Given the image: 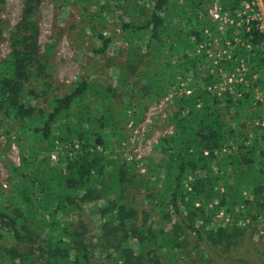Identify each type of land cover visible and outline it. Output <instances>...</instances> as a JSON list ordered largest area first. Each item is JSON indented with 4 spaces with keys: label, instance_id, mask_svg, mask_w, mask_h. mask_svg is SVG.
Wrapping results in <instances>:
<instances>
[{
    "label": "trees",
    "instance_id": "trees-1",
    "mask_svg": "<svg viewBox=\"0 0 264 264\" xmlns=\"http://www.w3.org/2000/svg\"><path fill=\"white\" fill-rule=\"evenodd\" d=\"M52 1L62 16L77 7L91 41L75 49L92 62L82 59L78 78L57 85L61 35L41 50V0H23L11 28L0 19L8 43L1 158L11 143L19 149L18 166L4 159L0 264H264L259 249L245 248L264 231V98L254 97L264 91V33L256 22L228 31L230 58L215 66L206 48L198 51L205 30L214 34L213 0ZM242 2L251 0H218L230 14ZM110 24L117 49L116 32L103 34ZM241 64L245 83L220 90L219 68L230 75ZM168 96L172 131L140 174L122 148L126 125Z\"/></svg>",
    "mask_w": 264,
    "mask_h": 264
},
{
    "label": "rangeland",
    "instance_id": "rangeland-1",
    "mask_svg": "<svg viewBox=\"0 0 264 264\" xmlns=\"http://www.w3.org/2000/svg\"><path fill=\"white\" fill-rule=\"evenodd\" d=\"M23 8V0H4V8L0 14L1 23L3 27H13L18 23L21 17ZM63 15H59V11L54 7L52 0H41L39 6V16H38V27H39V45L41 50H43L45 44L52 37L53 32L60 34L61 38L58 42L55 50V72L54 81L57 85H69L74 82L80 75L79 65L81 60H84L86 66L92 62L91 58L82 51L91 41L90 33L88 31L87 25L80 17L77 12V7L73 4L64 7ZM92 9V8H91ZM93 10V9H92ZM87 17V16H85ZM85 21L87 18H85ZM95 25L97 22L94 21ZM115 31L114 36V49L122 47L120 41L119 30L114 24H110L108 29L103 32L104 35H108L110 32ZM110 33V35H111ZM76 44H83V49H75ZM84 51V50H83ZM8 53V43L7 41L0 42V59H3ZM122 61L123 58L121 57ZM105 63V60H100L98 62V69H101ZM88 65V66H89ZM171 96L161 100L158 104L151 105L144 118L138 122L133 123L132 131L127 128V140L122 143V148L125 151V157L127 161H138V172L144 174L145 159L150 155L152 146L158 141L161 136L171 133V126H164L168 114L171 112ZM152 109V110H151ZM150 111L151 115H150ZM148 115H150L148 117ZM149 122H146V119ZM138 131V132H135ZM5 142L0 139V154L3 150ZM140 156L139 159H137ZM6 160L12 162L15 166L19 165V149L15 143H11V147L8 150L6 156L1 158L0 155V187L3 191L7 192L9 185L6 181L8 174L5 167ZM53 159V158H52ZM217 215V220L222 219ZM221 222V221H220ZM93 232L96 233V225L91 224ZM244 245V244H243ZM253 255L259 249V255L264 259V231L256 232L248 241L245 246ZM257 257V256H256ZM256 257L254 259H256ZM257 260V259H256ZM260 263V260H257Z\"/></svg>",
    "mask_w": 264,
    "mask_h": 264
},
{
    "label": "built area",
    "instance_id": "built-area-1",
    "mask_svg": "<svg viewBox=\"0 0 264 264\" xmlns=\"http://www.w3.org/2000/svg\"><path fill=\"white\" fill-rule=\"evenodd\" d=\"M208 17L215 25L214 34L208 30H205L204 34L209 38L205 44L198 46V51L206 48L205 54L208 59L212 60L215 66H218L224 59L230 58V42L224 37L228 34V31L232 28H241L245 26L246 31L249 30V24L251 22H256L257 30L264 33V0H251V2H242L239 10L230 14L228 11L223 10L219 5L218 0H213V3L208 9ZM221 42H224L221 45ZM234 42L238 44L240 42L239 38H234ZM246 68L241 64L235 69L234 73L225 74L222 69L219 68L220 75L223 79L222 86L219 87L220 90L223 89L225 85H230L233 83H245L244 76L246 74ZM264 77V71L262 73ZM257 77V76H256ZM254 76V78H256ZM189 94V92H187ZM255 100L261 101L264 98V91L255 90L254 92ZM152 110V109H151ZM150 111V115H151ZM148 115V117L150 116ZM149 122V119H146ZM127 128L132 131L133 122H129ZM138 132V131H135ZM140 156L137 158L139 159ZM223 217L222 213H220Z\"/></svg>",
    "mask_w": 264,
    "mask_h": 264
}]
</instances>
